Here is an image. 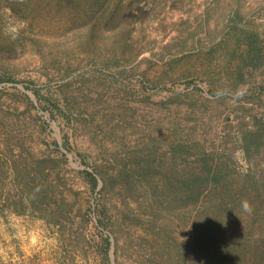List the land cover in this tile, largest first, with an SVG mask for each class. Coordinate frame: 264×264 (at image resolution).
<instances>
[{
    "label": "rangeland",
    "instance_id": "1",
    "mask_svg": "<svg viewBox=\"0 0 264 264\" xmlns=\"http://www.w3.org/2000/svg\"><path fill=\"white\" fill-rule=\"evenodd\" d=\"M263 239L264 0H0V264Z\"/></svg>",
    "mask_w": 264,
    "mask_h": 264
},
{
    "label": "trees",
    "instance_id": "2",
    "mask_svg": "<svg viewBox=\"0 0 264 264\" xmlns=\"http://www.w3.org/2000/svg\"><path fill=\"white\" fill-rule=\"evenodd\" d=\"M215 175L217 177H219V179H218L219 181L223 180L221 182V185L225 186L226 183L224 182L225 180L223 179V175H219L218 173H216ZM86 176H87L88 180L90 181V183L94 187H96L98 184V178L91 172H87ZM222 202H223L222 203L223 206H226L228 208L230 203H231V200L224 199ZM222 204H221V206H222ZM221 206H220V209H221ZM211 226H212V224H211ZM204 229H206V230H203V231H208L211 229V227L210 228L204 227ZM197 230H199V229H197ZM212 232H213V230H212ZM198 233H199V231H198ZM200 233H201V230H200ZM236 252L238 253L237 257L234 259L237 261L236 264H264V239L262 241V244H259L258 246H256L254 248L252 254H250V255H248V253H246L245 251H242L240 247L237 248Z\"/></svg>",
    "mask_w": 264,
    "mask_h": 264
},
{
    "label": "clouds",
    "instance_id": "3",
    "mask_svg": "<svg viewBox=\"0 0 264 264\" xmlns=\"http://www.w3.org/2000/svg\"><path fill=\"white\" fill-rule=\"evenodd\" d=\"M245 207L247 208V204H245Z\"/></svg>",
    "mask_w": 264,
    "mask_h": 264
},
{
    "label": "water",
    "instance_id": "4",
    "mask_svg": "<svg viewBox=\"0 0 264 264\" xmlns=\"http://www.w3.org/2000/svg\"><path fill=\"white\" fill-rule=\"evenodd\" d=\"M184 236H187L186 234H184Z\"/></svg>",
    "mask_w": 264,
    "mask_h": 264
}]
</instances>
